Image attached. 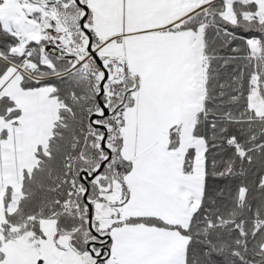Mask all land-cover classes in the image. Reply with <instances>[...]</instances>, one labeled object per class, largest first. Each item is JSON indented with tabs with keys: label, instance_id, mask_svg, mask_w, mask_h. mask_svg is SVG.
Returning <instances> with one entry per match:
<instances>
[{
	"label": "snow or ice",
	"instance_id": "6c2138e0",
	"mask_svg": "<svg viewBox=\"0 0 264 264\" xmlns=\"http://www.w3.org/2000/svg\"><path fill=\"white\" fill-rule=\"evenodd\" d=\"M0 264H264V0H0Z\"/></svg>",
	"mask_w": 264,
	"mask_h": 264
}]
</instances>
